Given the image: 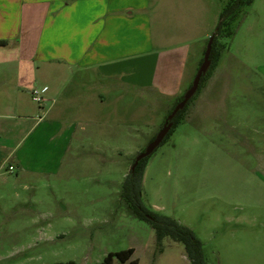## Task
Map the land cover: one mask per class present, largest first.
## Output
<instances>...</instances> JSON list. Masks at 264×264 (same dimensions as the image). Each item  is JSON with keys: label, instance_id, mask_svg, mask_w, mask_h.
Listing matches in <instances>:
<instances>
[{"label": "rangeland", "instance_id": "rangeland-1", "mask_svg": "<svg viewBox=\"0 0 264 264\" xmlns=\"http://www.w3.org/2000/svg\"><path fill=\"white\" fill-rule=\"evenodd\" d=\"M180 1L186 0H173ZM230 1L201 0L202 23L217 24ZM175 10L165 9L162 17L170 33L185 22L183 12ZM230 32L222 40L225 50L247 63L251 85L264 72V0L245 3ZM145 66L148 75H140V81L160 83L163 69L157 58ZM121 90L114 119L106 120L98 137L82 139L57 176L26 181L36 188L22 193L19 202H1L0 264H100L110 253L130 248L138 264H191L184 245L170 238L161 252L155 230L130 213L121 198L134 159L178 99L157 88L130 90L128 97V90ZM199 93L147 162L144 204L193 230L209 264H264V169L256 144L242 143L246 135L261 137L257 91L243 93L250 95L246 115L230 110L242 99L239 91L219 92L214 112L200 113L196 104V113ZM239 122L249 128L237 133L229 127Z\"/></svg>", "mask_w": 264, "mask_h": 264}, {"label": "crops", "instance_id": "crops-1", "mask_svg": "<svg viewBox=\"0 0 264 264\" xmlns=\"http://www.w3.org/2000/svg\"><path fill=\"white\" fill-rule=\"evenodd\" d=\"M200 1L0 0V204L36 188L26 181L57 176L82 139L98 137L114 119L121 89L128 97L157 88L177 99L189 89L219 23H202ZM170 7L185 19L171 33L162 20ZM155 57L162 81L143 83ZM247 69L220 50L193 108L212 113L221 92L239 91L240 105L230 110L246 115L250 95L243 93L256 90L261 137L246 135L242 143L256 144L264 169V72L251 86ZM35 87L48 89L43 108L32 100ZM247 124L229 127L238 133Z\"/></svg>", "mask_w": 264, "mask_h": 264}, {"label": "trees", "instance_id": "trees-1", "mask_svg": "<svg viewBox=\"0 0 264 264\" xmlns=\"http://www.w3.org/2000/svg\"><path fill=\"white\" fill-rule=\"evenodd\" d=\"M252 1L253 0H231L230 3L223 8L219 17V23L214 33V42L210 56L211 66L208 72L202 77L197 93L201 89L213 65L215 64L216 58L218 56V52L221 49L225 48V45L222 40H224V38H227L231 34L230 24L232 20L235 19V17L240 12L241 8L245 3H251ZM202 62L203 60L201 61V64ZM184 94L178 98L174 108L178 103H180L183 100ZM196 94L187 103L185 108L179 111L177 115L174 117V119L172 120L173 128L170 131V133L167 135L163 143H165V141L171 135L175 127L178 125V123L180 122V118L182 117V114L185 112L191 101L195 98ZM174 108L170 111L168 116L172 113ZM168 116L166 117L165 121L167 120ZM164 124L165 122L163 123V126ZM155 137L156 136H154L152 141L155 139ZM149 158L150 156L142 159L135 168V170H132V166L134 165L136 158L134 159L130 172L127 175L122 185L121 198L123 202L126 204L130 213H132L135 217L139 218L140 220L149 223L152 226V228L156 232L157 245L161 252L163 248V241L166 238H170L171 240L182 243L184 245L186 255L191 264H209L204 253L203 243L197 238L193 230L181 224L179 221H177L172 217L155 213L144 204L143 179ZM134 253L135 250L133 248L120 251L117 253H110L105 258L104 262L100 264H114L115 261H118L120 264H138L137 260H132V256L134 255ZM57 264H76V263L71 261L68 263H57Z\"/></svg>", "mask_w": 264, "mask_h": 264}, {"label": "water", "instance_id": "water-1", "mask_svg": "<svg viewBox=\"0 0 264 264\" xmlns=\"http://www.w3.org/2000/svg\"><path fill=\"white\" fill-rule=\"evenodd\" d=\"M214 42V35L211 37V39L208 42L203 62L194 78V81L192 83V86L185 92L183 100L176 105L172 113L168 116L167 120L165 121L164 126L161 128V130L156 135L155 139L151 141L146 149L141 152L135 160L134 165L132 166V170H135L139 162L151 156L163 143L167 135L170 133V131L173 128L172 120L177 115V113L185 108L187 103L193 98V96L197 93L200 82L202 77L208 72L210 66H211V52H212V46Z\"/></svg>", "mask_w": 264, "mask_h": 264}, {"label": "built area", "instance_id": "built-area-1", "mask_svg": "<svg viewBox=\"0 0 264 264\" xmlns=\"http://www.w3.org/2000/svg\"><path fill=\"white\" fill-rule=\"evenodd\" d=\"M47 90L45 87H35L31 92L32 100L41 108L46 102ZM14 169V166L10 165L9 170L14 171Z\"/></svg>", "mask_w": 264, "mask_h": 264}]
</instances>
